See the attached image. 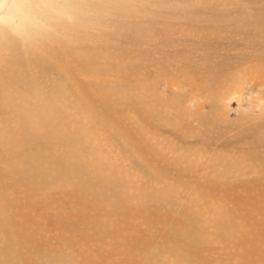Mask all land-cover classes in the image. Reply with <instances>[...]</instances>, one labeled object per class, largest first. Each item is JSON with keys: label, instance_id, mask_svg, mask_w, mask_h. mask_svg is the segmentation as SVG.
Listing matches in <instances>:
<instances>
[{"label": "rangeland", "instance_id": "1", "mask_svg": "<svg viewBox=\"0 0 264 264\" xmlns=\"http://www.w3.org/2000/svg\"><path fill=\"white\" fill-rule=\"evenodd\" d=\"M18 2L15 14L45 22L48 44L64 53H44L16 23L0 33L9 41L0 44V163L10 162L0 192L18 193L9 187L18 177L41 211L45 202L32 236L55 253L29 264H264V46L247 56L258 63L224 76L204 73L201 59L231 62L264 43V0ZM22 134L24 171L8 146ZM79 168L117 180L125 199L117 212L99 203L88 218L105 232L88 241L74 234L84 227L68 195ZM27 222L19 228L30 233Z\"/></svg>", "mask_w": 264, "mask_h": 264}, {"label": "bare ground", "instance_id": "2", "mask_svg": "<svg viewBox=\"0 0 264 264\" xmlns=\"http://www.w3.org/2000/svg\"><path fill=\"white\" fill-rule=\"evenodd\" d=\"M14 3H16V0H0V33H2V30L5 29V27L9 28L12 24L16 23L18 26H21L23 28H17L15 30L20 31V29L24 32H32L35 33L37 35V37L35 38L36 42L38 43V45L42 48V50L45 51L50 54L51 56H53L55 59H63V52L60 50V48L56 47L53 43V41L51 42L53 45L48 44L46 38L47 36H45V29L43 28L45 26V22L40 23V26L35 27L36 23H35V16L33 15L32 12H30L29 10L26 11V15H20V17L24 16V19L20 18L18 15L15 14V9L17 8H24V6L22 5L23 2H18V4L16 6H14ZM10 4V5H9ZM25 9V8H24ZM24 14V12H23ZM29 15V16H27ZM32 22V24H30L29 22ZM32 26L33 29L31 30L29 28V26ZM208 41L209 40H205L204 45L209 44ZM214 41V40H213ZM211 41L210 43L212 44L213 48L215 47V43ZM4 42L3 44L9 42L7 41V38L4 37V35H0V44ZM48 46H47V44ZM260 46H264L263 42H259L256 39H254V44L253 43H247V47H245V50H243L244 54L242 53L241 57L239 55H235L234 56V60H231V62H227L224 63L222 61H220L218 59L219 54H217V56H215V53H213V58H215V62H211L210 61V55H208L207 53L201 55V59H203V69H204V73H207L209 76L211 75H217V76H224L226 71H231V70H236L239 68L244 67V65L248 64V63H258V62H254V61H249L247 59V56L249 54V52H252L254 57H259L261 55V49L259 48ZM209 47V46H208ZM198 47L195 48V52L194 53H198L197 51ZM221 50V49H220ZM72 60H74L75 58L72 56H69ZM212 58V57H211ZM249 59H252V57H250ZM213 61V60H212ZM210 63L214 66L212 67H208ZM256 65V64H255ZM208 67V68H207ZM202 66L200 68H198L197 70L201 72L202 74ZM223 69L222 73L220 74V71ZM246 69V68H245ZM243 72V69L241 70ZM240 71V72H241ZM19 72L20 74H22L21 69L19 71H16V73ZM249 73V72H248ZM243 76V75H242ZM219 78H216V81ZM236 79V77H235ZM236 83L237 80H235ZM239 81V80H238ZM234 82V81H233ZM240 82V81H239ZM214 83V82H212ZM230 83V82H229ZM232 83V82H231ZM235 82L233 84H236ZM241 84V83H239ZM243 84V83H242ZM237 87V86H236ZM232 90V89H231ZM51 120H54L56 122L61 121L60 117L57 116L56 112H54V114H52V117L50 118ZM257 131V129H256ZM21 131H19L20 133ZM257 133V132H256ZM29 134V132L27 131V135ZM19 138H21L22 140H20L19 144L14 141L17 144H11L8 145L9 148H11V150L13 151V153H19L20 155L17 156V158H15V161L12 164L17 163V167L16 169H20L21 165H22V170L24 171V167L29 163L27 161H25L26 156H27V151H25V144L22 143L23 141H25L26 139H28L25 134H22ZM136 152L138 153V150H136ZM22 158V159H21ZM4 165H2L0 163V178L1 180H3L6 183V179L7 177H9V168L7 165L5 164H10L3 162ZM82 169H73L72 170V176L74 177V179L76 180V182L71 181L70 186L76 190V191H72L70 192V194H68L69 196H71V198L74 200V206H72L71 208V212L73 214H76V223H78L80 226L84 227V230L81 232H77L74 233L75 236L77 238H81V239H85V240H89V237L92 238L94 236H98L100 237L103 233L105 232V228L103 225H101L98 228H96L94 226V224H92L91 219L88 218L90 216V214L93 212L94 209H96V207L99 205L100 202H112L115 206V208H113V210L115 209L116 212L118 211L119 208L123 207L125 204V199L119 198V193H118V189L115 188V185L118 183L113 179H107L104 178V184H103V179L101 178V176L98 175H93L91 174L92 169L87 170L86 172H82ZM66 172V170H58V173L60 174H64ZM85 173V174H84ZM19 178L17 177L15 181H17ZM15 181H11L9 183V187L16 190L18 193L15 194H11L9 196V192H0V195H4L3 198L0 197V202L3 204L2 206V212L0 210V236L2 237L3 235L5 236V245L3 246V248L1 249V253H0V264H9L10 262V255H16L17 256V261L15 263H11V264H29V260L33 259L34 262L39 261L40 259L45 260L44 262H52L55 253H53L51 250H45V241L44 239L41 238H33V234L38 235V230L40 226V217H39V213L43 212V217H45V202L43 203V209L41 211L40 208V197L39 199L37 197H35L37 200L33 199L34 196H32V190L30 186L23 184V183H16ZM17 184L23 185L24 186V190H22L20 187H17ZM96 187H99L100 192H96L94 193V191H92L91 189H95ZM36 188L37 192H41L44 194L45 196V189L43 187H39L36 186L34 187ZM18 189V190H17ZM18 195L20 198L23 197L20 200H17V196ZM22 195V196H21ZM9 197V199H7ZM16 197V198H15ZM166 203L169 205H172L173 202V198L170 200L166 197H158L157 200L154 201V204L157 205L158 203ZM257 203V201H256ZM254 202V204H256ZM259 204V202H258ZM252 205V204H251ZM76 206V207H75ZM1 207V206H0ZM11 207H13L11 209ZM99 207V206H98ZM253 208H255L252 205ZM6 209V210H5ZM80 209L84 210L85 213L81 214L80 213ZM23 210H27L28 212H30V215L23 214ZM40 211V212H39ZM12 212H14V214H12ZM37 212L38 215H37ZM21 220V221H20ZM45 220V218L43 219ZM67 221H72V219L69 217H66ZM27 222L29 221L30 224H28L29 226L31 225V232L27 233L23 230H21L19 228V224L21 222ZM28 223V222H27ZM223 225V224H222ZM226 225V224H225ZM219 229V228H218ZM42 231V230H41ZM220 231V230H219ZM223 231V230H222ZM106 232L108 234H110V236H118V234L120 233L119 231H115V232H110L107 231ZM224 233V232H222ZM225 235V233H224ZM221 236V235H220ZM39 245V246H36ZM34 247V248H33ZM45 256L47 257L45 259ZM187 256H185L186 258ZM190 259H193L192 256ZM195 259H196V255H195Z\"/></svg>", "mask_w": 264, "mask_h": 264}]
</instances>
